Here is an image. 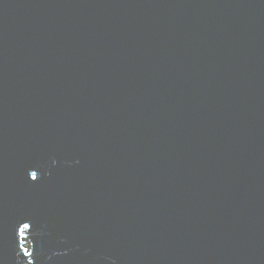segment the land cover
<instances>
[{
    "label": "water",
    "instance_id": "water-1",
    "mask_svg": "<svg viewBox=\"0 0 264 264\" xmlns=\"http://www.w3.org/2000/svg\"><path fill=\"white\" fill-rule=\"evenodd\" d=\"M0 264H264V0H0Z\"/></svg>",
    "mask_w": 264,
    "mask_h": 264
}]
</instances>
